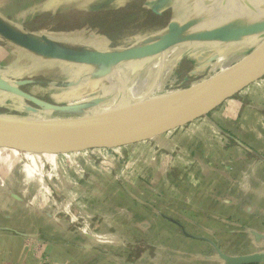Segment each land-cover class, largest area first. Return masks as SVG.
Returning a JSON list of instances; mask_svg holds the SVG:
<instances>
[{
	"label": "crops",
	"instance_id": "1",
	"mask_svg": "<svg viewBox=\"0 0 264 264\" xmlns=\"http://www.w3.org/2000/svg\"><path fill=\"white\" fill-rule=\"evenodd\" d=\"M133 1L92 0L93 4L97 3L98 7L93 8L94 5H92L87 8V4L91 2L89 0H0V32L9 27L8 31L14 38V41L9 40L8 37L0 33V115L19 118L40 116L32 115L31 111L39 112L41 103L56 107H76L74 111L70 112V115H78L84 113L85 110H125L134 106H142L153 101L158 95L162 96L169 90L176 89L178 84L186 85L200 77L203 78L204 75L214 73L216 68L223 69L229 63L230 54L228 52L230 50L242 49L240 44H246L248 36L257 39L258 35L262 33L264 0H197L201 7L193 6L194 10L191 6L188 14L182 10L184 0H147L155 5L158 12H168L169 18L165 25L155 33L123 34L119 36V44L112 43L113 41L110 40L109 47L103 46L106 49H99L97 45H94L93 38L87 39L85 36L77 35L75 36L77 38H73V42H76L81 48L87 46V51L86 49L70 50L68 46L67 49L58 50L51 44V41H56L54 37L48 33H39L35 29L38 28V24L54 15L74 11L85 13L117 11L125 6L127 8ZM208 1H215L220 5L214 10L209 5L204 7ZM192 11L195 13L193 14ZM32 26L34 29L31 28ZM250 41L253 40L248 42ZM61 42L70 43L71 41L62 39ZM238 45L239 47H237ZM38 46L46 48V50L39 51L37 50ZM51 46L57 51L53 50ZM92 46L93 49H91ZM41 61L44 65L40 67L39 62ZM216 64H221L224 67ZM255 90L257 93L254 92L253 95L257 97V104L254 103L253 108L246 106L243 111L242 102H238L237 115H229L228 109H231L229 106L222 113V124L213 120L211 126H208L212 129L209 134L210 142H213L214 137H217L218 140L225 141L224 147L227 144L235 146L234 152H231L234 157L223 158L225 160L223 167L218 162H214L213 153L209 156V153L202 156L191 143L192 141L186 147L168 146L169 141L166 144L163 143L166 146H158L160 153L156 156L158 160H160V156L161 159L170 157L173 161L170 162L173 163L171 166L176 167L181 164L180 168L186 165L185 162L190 165L196 164L194 175L196 179H199L200 185L198 189H185L187 192H184L185 197L183 198L186 200L185 203L190 201L192 204L194 200L200 201V207L204 206L201 209L205 213L200 209L196 214L210 219L213 225L217 223L229 224L228 220L235 221L234 212L243 219V224H245L244 220L248 218L264 219V196L262 197V193H258L257 189L251 188V186L257 187V182L251 180L256 178L255 173L252 174L254 169L251 171L250 168L243 167L241 162L245 154L254 158L256 153L264 158V77L259 80ZM243 132H249L248 134H251L249 137L255 141H251V139L249 141L252 143L245 141L246 134ZM192 135L193 133L190 131L186 137L192 140ZM256 140L257 147L254 145ZM228 146L222 153L226 152L230 155ZM122 149L126 148L108 150L117 159H121ZM8 152L14 160L23 159L28 163V167L41 163L40 159L44 160V158L36 160L34 156L19 155L13 151ZM151 153L150 149L144 152V155L149 159L153 155ZM125 155L126 158L131 157L126 150ZM2 160L4 159L0 158V161ZM143 164L151 171L166 172L165 164H158L157 161L155 165L143 162L139 166H144ZM251 168L253 167L251 166ZM259 175H257V180L260 179ZM150 178V182L146 181L148 185L160 187L164 184V176L155 179L154 175H151ZM153 180L156 182L154 183ZM254 180L256 181V179ZM262 180L264 179L262 178ZM10 183L11 181H8V183L0 185V264H37V261L31 259V253H27L25 250L23 239L20 237L27 235L28 232L11 225L9 221L13 219V216L19 214L9 208L14 205L19 206L21 202L18 194L8 189L11 186ZM12 184L15 185V181ZM117 185H119V189L122 187L119 182ZM101 186L103 187V185ZM217 186L220 187L219 191L216 189ZM200 194L203 195V198L198 197ZM132 200L129 199L131 206L127 208L128 210L121 213L117 210L118 208L114 209L113 207L112 211L117 213V216L123 214L124 217L126 214L128 218L129 214L136 211L137 206H140L141 208L138 210L148 212V216L153 213L152 205H139ZM150 202L154 201L150 200ZM150 218H158L159 221L160 218L163 220L166 217H163V213L160 211V213L152 214ZM226 220L228 222H225ZM236 221L238 224L241 219ZM131 223L134 224V222ZM167 225L173 226L171 223ZM141 226L143 228L141 233L147 238L156 229L155 223L148 220L143 221ZM243 228H241L245 232L243 236L251 235L252 232L264 236L263 230ZM192 229L195 234L206 233V230L200 231V226L199 229L194 226ZM211 232L212 230H207L206 234ZM37 233L39 236L40 233ZM215 233L212 234L213 242L206 240L208 242L204 243L205 249L208 248L211 251L210 256L216 255L217 251L226 255L218 242L215 241ZM71 237L78 239L77 241L80 243L77 246L71 245L69 243ZM191 238L198 240L199 237L197 235V237L191 236ZM57 239L61 241L45 243L42 240L44 243L42 244L47 247V252L51 251L49 246L52 244L61 246L62 255L51 257L53 260L49 258L52 261L50 264H114L110 259L101 257L99 248L81 246L84 240L76 232L72 235V233L62 230L57 234ZM263 241L259 240L260 243ZM259 242L255 244L252 240L254 251L251 248L248 255L264 252ZM149 243H151L150 248L156 249L154 243ZM146 244L143 243L140 248L141 244L133 243L131 249L138 250L139 248L143 251L148 247ZM52 247L54 248V246ZM70 249L76 250L77 253H71ZM83 252L93 258H81ZM26 253L28 256L25 258ZM71 254L75 255L72 257ZM143 261L144 256L138 260L128 258L126 261L124 260V264H142ZM148 264L162 263L156 260Z\"/></svg>",
	"mask_w": 264,
	"mask_h": 264
},
{
	"label": "rangeland",
	"instance_id": "2",
	"mask_svg": "<svg viewBox=\"0 0 264 264\" xmlns=\"http://www.w3.org/2000/svg\"><path fill=\"white\" fill-rule=\"evenodd\" d=\"M89 1L91 2L87 4V8L92 5H94L93 8L98 7L96 2L93 4L92 0ZM198 3L197 0H184L182 4L183 12L188 14L191 6L192 9L196 6L201 7ZM207 5L214 10L220 3L208 1L204 7ZM93 12L74 11L54 15L52 18H48L38 24V28L35 29L39 33H48L54 37L56 41H51V44L58 50L67 49L68 46L70 50L86 49L87 51V46L81 48L76 42H73V38H77L75 36L82 35L87 39L93 38L94 41L92 42H94V45H97L99 49H106L103 46L109 47V44H111L110 40L113 41L112 43L119 44V36L123 34L155 33L165 25L169 18L168 12H158L155 9V5L147 2V0H134L127 8H121L117 11ZM115 34L117 35L116 37ZM62 39L70 40L71 42H61ZM249 40L255 42H248ZM258 41V39L248 36L246 44H240L242 49L234 48L228 52L230 59L226 67L216 64L224 68L215 67L216 70L212 74L204 75L202 76L203 78L200 77V79L193 80V82L186 85L180 86L178 84L179 86L176 89L169 90L165 95H158L154 99L153 104L175 92L184 91L190 87H197L217 78L225 77L231 70L235 69L254 53ZM91 49H93V46ZM43 65V61L39 62L40 67ZM260 79L249 84L218 107L191 123L150 140L126 146L125 150L129 152L130 158H126L124 149L121 152V159H117L108 149H91L60 155H37L0 148V158L4 159L0 161V185L11 181L9 184L11 186L8 188L6 184V187L17 193L21 200L19 206L14 205L9 208L11 211L19 212L18 215L13 216V219L9 221L11 225L28 232L27 235H21L20 237L23 239L27 253H31V259L37 261V264H50L52 261L49 258L62 255L60 245L50 243L54 248L49 246L51 251L48 252L46 251L47 247L43 245V242L47 243V241L59 243L61 240L57 239V234L62 230L63 232H70L72 235L74 232L80 234L84 240L81 246L99 248L101 257L107 258V260L110 259L114 264H124V260L126 261L128 258L138 260L142 256H144L142 264H148L156 260L162 264H196L197 262L199 264H224L220 260L222 256L237 257L236 255L240 254L247 256L250 249L254 247L252 246V240L255 244L257 241L252 234L243 236V233H245L243 232V227L264 231V225H262L264 224V219H257V217L248 218L244 220L245 224H243V219L238 217V213L234 212V219H241L238 224L236 220H228L229 222L226 220L225 222L229 224L222 225L217 223L213 225L210 219L196 214L204 207H200V201H197L199 202L197 203L194 200L192 204L190 201L185 203L186 200L183 198L185 197L184 192H187L185 189H198L200 185L199 179L197 178V180L194 175L196 164L192 163L190 165L185 162L186 165L180 168L181 164L176 167L171 166L173 163L170 162L173 161L170 157L169 159H161L162 157L160 156V160H158L156 156L160 154L158 146H166L163 143L166 144L167 141H169L168 146L180 147H186L192 141L191 143L200 151L202 156H206L207 153H209V156L213 153L214 162H218L223 167L225 165L223 158L232 156L231 152H234L235 146L225 145V147L228 146L230 149L228 150L230 155L226 152L222 153L225 150V141L222 142V140L214 137L215 140L210 142L209 134L212 129L208 126H211L213 120L222 124V113L229 106H231V109H228L230 111L229 115H237L238 102H242L243 111H245L246 106L253 108L254 103L257 104V97H254L253 94L254 92L257 93L255 88ZM252 114L251 112L250 115L252 116ZM84 115L87 114L81 113L78 116ZM52 116L54 118L65 117L67 113H53ZM34 118L40 120L41 117H32V119ZM258 124L260 125V123ZM190 131L193 133L192 140L186 137ZM248 133H244L246 134L244 139L252 143L251 141L254 139L249 137L251 134ZM241 139L243 138L241 137ZM254 145L257 147V140ZM150 149L151 155H153L148 159L144 152ZM8 151L16 152L19 155L34 156L36 160L39 158H44V160L40 159L41 163L32 164V166L29 165L30 167H28V163L23 159L14 160L10 157V152ZM243 157V161H241L243 167L250 168L251 171L254 169L252 174L255 173L256 178L251 180H253L252 182H257V187L251 186V188L257 189V192L262 193L263 197L264 158L256 153L254 158L246 155ZM49 158L51 159L50 161L47 160ZM156 161L158 164H165L166 172L151 171L144 164V166H139L143 162L154 163L155 165ZM151 175H154L155 179L164 176V184L160 187L148 185L146 181L150 182ZM257 175L260 177L258 180ZM13 181H15V185L12 184ZM153 181L154 183L156 182L155 180ZM117 182L122 185L120 189ZM216 189L219 191L220 187L217 186ZM81 190L84 191V194ZM214 191L216 190L214 189ZM198 197L203 198V195L200 194ZM129 199H133L132 201L139 205H152V214H157L161 211L163 217H166L163 219L165 222L161 218L159 221L158 218H150L152 214L148 216L147 211V213L141 212L143 210L139 211L140 206H137L138 211H133L128 218L126 214L124 217L123 214L122 216H117V213H114L112 208H118L117 210L121 213L128 210L127 208L131 206ZM149 199L154 202L151 203ZM186 204L188 206H185ZM194 210L196 211L194 212ZM200 211L205 213L203 209ZM147 220L154 222L156 228L153 232L151 231L152 235L148 236V238L141 233L143 232L141 224ZM131 222H134V224ZM168 223L173 224V226H168ZM193 226L198 229L200 226V231L202 232L205 230L206 233L207 230H212V232L209 234L205 233L206 235L195 234L192 229ZM37 232L40 233L39 236ZM213 233H215V241L218 242L226 255L217 251L216 255L210 256L211 251L208 248L205 249L204 243L214 241L212 238ZM197 235L199 237L198 240L197 238L196 240L191 238V236L197 237ZM77 240L71 237L69 243L77 246L80 243ZM149 242L154 243L156 249L150 248L151 243ZM133 243L141 244L140 248H142L143 243H147L146 246L148 247L143 251L139 248L138 250H133L131 249ZM259 245L264 249V241ZM56 246L58 248H55ZM252 250L254 251L253 248ZM86 251L89 250L86 249ZM74 252L77 253L76 250L71 251V253ZM27 253L25 258L28 256ZM71 255L73 257L75 254ZM81 258L92 259L93 257L83 252Z\"/></svg>",
	"mask_w": 264,
	"mask_h": 264
},
{
	"label": "bare ground",
	"instance_id": "3",
	"mask_svg": "<svg viewBox=\"0 0 264 264\" xmlns=\"http://www.w3.org/2000/svg\"><path fill=\"white\" fill-rule=\"evenodd\" d=\"M263 53L264 40L249 58L238 63L239 65L225 77L170 94L146 109L102 112L76 118L41 117L37 121L0 118V123L42 136L56 150L118 140L124 135L148 128L199 104L242 72L247 71ZM0 145L21 151L45 150L42 141L9 132H0Z\"/></svg>",
	"mask_w": 264,
	"mask_h": 264
},
{
	"label": "water",
	"instance_id": "4",
	"mask_svg": "<svg viewBox=\"0 0 264 264\" xmlns=\"http://www.w3.org/2000/svg\"><path fill=\"white\" fill-rule=\"evenodd\" d=\"M8 28L7 30L2 31L0 33L3 36L8 37L9 40L14 41V38L11 36V33L8 31L9 30ZM261 31L262 33L259 34L257 38L259 40L257 43V46L264 40V36H263L264 21L262 22V25H261ZM8 33L10 36L8 35ZM52 49L57 51L53 47ZM37 50L39 51L46 50V48L38 46ZM263 76H264V53L253 64L252 67L247 69V71L245 70L244 72H242L239 76L234 78V80L230 81L228 84L224 85L219 90H217L214 94H212L211 96H209L208 98L200 102L199 104L193 106L192 108H189L181 113L175 114L174 116L168 119H165L163 121H160L152 126H149L148 128L124 135L120 137L118 140H113V141H108V142L87 144L84 146H77L74 148H64V149L56 150V149H53L51 145L49 144V142L47 141V139L43 138L42 136H38L37 134H31V132H27L25 130L17 129V128L8 126L6 124L0 123V132L16 133L26 138L40 140L45 144V150L43 151H21V150H17L15 148L5 146V145H0V148L14 150L18 152L30 153V154H37V155L39 154L60 155V154L82 152V151L91 150V149H117L121 147H126L128 145L136 144L141 141H146V140L155 138L157 136H161L169 131L175 130L177 128L183 127L184 125H187L188 123H191L192 121L206 115L207 113H209L210 111L218 107L221 103H223L224 101H226L233 95L240 92L242 89L247 87L249 84L262 78ZM175 93H178V92H175ZM153 101H151L148 104H144L142 106H136V107L125 109V110L142 109V108L146 109V108H149L151 104L153 105ZM39 108L41 109L39 112L32 110L31 111L32 115H40L36 117L54 118L52 116L53 113H67V116L65 117H56V118L62 119V118L81 117V116H78L79 114L70 115V112L74 111L76 107H56V106H49V105L41 103L39 104ZM111 111H119V110H113V109L103 110V111L93 110V111H85L83 114L90 115V114L111 112ZM27 112H29V110H27ZM0 118L12 119V120H22V121L36 120V118L32 119V117L19 118V117L1 116V115H0ZM251 234L254 235V238L257 242H259V240H264V236L262 235H259L254 232H252ZM220 260L224 262V264H264V252H261V254L259 253V254H253V255H247V256H237V257L222 256Z\"/></svg>",
	"mask_w": 264,
	"mask_h": 264
},
{
	"label": "trees",
	"instance_id": "5",
	"mask_svg": "<svg viewBox=\"0 0 264 264\" xmlns=\"http://www.w3.org/2000/svg\"><path fill=\"white\" fill-rule=\"evenodd\" d=\"M136 1H138V0H136ZM117 35L115 34V37H116ZM245 155H247V154H245ZM248 156V155H247Z\"/></svg>",
	"mask_w": 264,
	"mask_h": 264
},
{
	"label": "built area",
	"instance_id": "6",
	"mask_svg": "<svg viewBox=\"0 0 264 264\" xmlns=\"http://www.w3.org/2000/svg\"><path fill=\"white\" fill-rule=\"evenodd\" d=\"M261 160H263V159H261ZM261 162V161H260Z\"/></svg>",
	"mask_w": 264,
	"mask_h": 264
},
{
	"label": "flooded vegetation",
	"instance_id": "7",
	"mask_svg": "<svg viewBox=\"0 0 264 264\" xmlns=\"http://www.w3.org/2000/svg\"><path fill=\"white\" fill-rule=\"evenodd\" d=\"M131 4V3H130ZM126 8V7H125Z\"/></svg>",
	"mask_w": 264,
	"mask_h": 264
}]
</instances>
